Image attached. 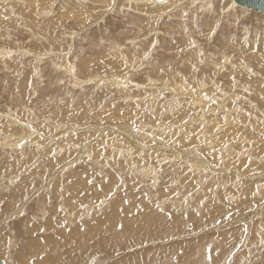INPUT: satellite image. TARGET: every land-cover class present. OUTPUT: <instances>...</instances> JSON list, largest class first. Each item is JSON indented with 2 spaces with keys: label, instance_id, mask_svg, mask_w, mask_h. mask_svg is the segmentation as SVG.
Returning <instances> with one entry per match:
<instances>
[{
  "label": "rangeland",
  "instance_id": "rangeland-1",
  "mask_svg": "<svg viewBox=\"0 0 264 264\" xmlns=\"http://www.w3.org/2000/svg\"><path fill=\"white\" fill-rule=\"evenodd\" d=\"M41 1L0 0V176L5 175V179L3 177V181L0 180V259L7 261V264H29L30 261H33L34 264H45L49 256L52 264L54 262V264H62L67 258H74L76 254L75 258L81 257L76 259L73 264H123L126 258V261L128 259L131 261V258L136 259V263L142 262L144 258L147 260L155 258L156 264L158 261H161L160 264H165L166 261L169 264H189L190 262L195 263L197 260L195 257H199L203 264H209L205 258L209 255L206 250L208 246H211L212 251L216 250L217 243L222 244V247L217 249L215 259L212 256L211 264H264V244H261V240H264V188L253 195L259 183L264 185V122H262L264 121V13L246 10V8L238 6L236 2L231 7L229 3L231 0H215L214 5L217 7L206 5L205 0H174V2H178L172 9L171 7H158L149 4L140 5V3H135L136 0H115V4H112L111 0H95L94 2L93 0H73L78 2L75 8L77 6V14L80 17L76 14L65 20L64 17L59 19L58 16L63 9L67 8V11H71V6L74 5L69 4L68 0L66 3L62 0H43L50 2L51 6L42 4ZM59 4L65 7L62 6V9ZM157 5L160 4L157 3ZM90 7H95V10ZM169 9L171 10L169 11ZM32 10H35L36 13ZM41 10H44L45 13ZM34 17L44 20L38 21V24L34 25ZM57 17L60 25L54 24L56 21L52 20ZM42 22L45 24L43 23V25ZM55 25L60 29H57ZM213 26L217 27L214 35L210 33V28ZM52 27L54 30L51 29ZM56 31L65 32V41L56 37ZM47 34L50 38L58 39H54V43L49 39L48 44L47 42H44L45 44L38 43L39 40L45 41L46 39L41 36H48ZM36 39H39L38 42ZM190 41L195 42L194 47ZM51 43L54 44L52 47H59V49L56 48L53 52L48 46ZM39 44L44 46L40 47ZM65 44L71 48L69 53L68 51L64 52V49H67ZM32 48L36 53L33 51L27 53V50L30 51ZM76 49L79 51L77 52ZM37 54H41V59H38ZM63 55H67L68 58L73 57L72 64L76 69H74V74L77 81L81 78L82 82L75 83L76 79L72 78L74 75L71 76L72 73L60 65ZM242 65L243 68H241ZM27 68H32V70H27ZM94 74L98 81L93 77ZM97 75L98 77L105 75V79L113 78V76L118 77L114 78L119 79L118 82L128 80V85L116 83L113 79L111 83V80H99ZM233 76L235 77V88L232 87L233 81L230 78ZM86 77L88 80H84ZM89 77H93L95 81ZM238 82H241L240 85ZM24 83L27 84L26 88ZM193 88L196 91H192ZM245 89L248 92L252 90L253 93H248ZM143 91L146 92L142 93ZM225 93L228 96H225ZM205 94H207V100ZM221 94L223 95L221 96ZM143 95L147 98H143ZM193 97L195 98L193 99ZM130 98H133L132 101ZM192 99L195 101L193 102ZM224 99L225 103H223ZM202 100L204 103L201 104ZM210 100L216 101L215 106ZM226 100L231 103H226ZM224 104L227 105L224 106ZM239 104L240 106H238ZM233 105L237 108L234 106L233 109ZM176 106L179 108L175 109ZM231 106L234 112L230 111L232 110ZM172 107L173 109H171ZM166 108L171 112L167 113ZM180 110L183 112H179ZM174 115L182 118L177 119ZM203 115L210 116L208 119L212 120L211 126L207 129L204 127L203 130H194L196 135L199 134L196 136L192 134L193 128L184 125L182 120L188 119L187 124L192 121L199 123L197 119ZM11 116L16 121V125L26 127L25 130L28 131V133L15 134L20 143L12 145V147L7 145L8 139L4 136L5 133L12 132ZM233 116H236L237 119ZM158 119L159 121H157ZM133 122L140 131L144 126L150 127L149 130L145 128L144 132H141L147 135L150 131L151 136L148 134L149 136L146 137L154 138L156 136L157 141L153 140L155 142L152 141V144L151 140L148 141L146 138L147 141L141 142L142 140L138 136L141 135V132L136 133L133 130ZM170 123L173 125L170 126ZM176 123L178 124L176 125ZM179 123H183L182 127ZM233 124L242 126H238L239 130H237L232 126ZM163 125L167 126V130H169L167 131ZM217 126L220 127V131L227 130L229 127L234 128L233 131H238L239 136L236 135V141L232 140L234 139L232 137L229 138L230 143L223 142V138L219 137L218 133L213 136L212 132ZM196 127H198L197 123ZM151 129L156 134L152 133ZM29 130L37 133L38 136H33ZM35 130L37 131L35 132ZM173 130H176V134L182 130L178 134L180 138L176 144L169 143L176 139ZM161 131L163 132L159 133ZM171 131L173 139L168 135ZM90 132L94 134L90 136ZM201 133L206 135L210 133L208 148L203 150L200 148L203 145L199 143ZM24 135H27L28 138L22 141ZM161 135L166 137V140L161 141L159 139ZM248 138L251 140H247ZM38 139L40 140L38 141ZM193 140L194 142H192ZM197 140L198 142H196ZM40 141L43 142L40 143ZM158 142H161L163 146L157 147L162 145ZM57 144L60 146L58 147ZM241 144L243 147L240 146ZM181 146L184 150H180ZM112 147L118 149L119 152H115L116 150H113ZM144 147H148V149L146 148V150ZM213 147L216 151H213ZM217 147L218 149L220 147V151ZM165 148L166 151L161 150ZM190 148H194L192 153L188 152L191 151ZM52 150H55L57 155L52 156ZM91 150L92 152H90ZM153 150L154 152H152ZM185 150L187 151L183 152ZM58 151L61 152L57 153ZM181 151L186 155L188 152L191 156L189 154V156H185ZM223 151L225 152L223 153ZM62 152L66 157L61 160L59 157L63 156ZM194 152L196 155L193 154ZM232 152L234 153L232 154ZM67 153L68 155H66ZM109 154L111 155L108 156ZM101 156L105 162H99ZM194 156H196V160ZM248 156L251 157V163L247 161ZM89 157L92 160H89ZM229 157L232 160H229ZM72 159H77L72 168L60 167L61 164L72 161ZM144 159L146 160L144 161ZM127 160L136 162L138 169L136 171L131 169L128 172L129 164L126 163L129 161ZM164 160L168 163H165ZM221 161L223 162L221 163ZM245 163H247V167H245ZM143 167L146 171V168H149L152 173L142 174L146 173L142 170ZM192 168L194 169L190 170ZM75 169L81 178L72 177L71 171ZM26 170H29L28 175ZM63 170L65 172L62 177L70 188L68 191L77 183L76 180H81L93 187L94 195L84 192L78 194L79 198L97 197L96 207L98 209L93 207L92 211H94H91V214L90 212L88 214L87 211L82 212V216L77 217L79 221L72 216L70 222L68 217H65L68 205L75 202L70 198L71 193L67 196V202L65 200H61L62 204L58 202L60 198L64 197L59 195L63 188L61 185L63 181L61 183L56 181L57 173L60 174ZM176 170L181 171L176 173ZM194 172H197V175L192 177L191 174ZM42 173L43 177L40 176ZM23 174L26 176L20 180ZM12 175L18 176L14 180L15 185L11 183L10 178L14 179ZM153 180L156 181V184L152 183ZM88 181L91 183L89 184ZM119 185L120 187H118ZM184 185L186 186L184 187ZM48 187L51 191L47 189ZM47 191H50V198L46 194ZM65 191L67 192L66 189L63 190L64 193ZM189 192L192 195L189 196ZM181 194L184 196L183 199H181ZM201 200L204 201L203 206L200 204ZM196 202H198L197 205ZM63 208L67 210L64 211ZM160 208H163L164 211H161ZM227 208L233 212L231 220L222 219V213L226 214L225 209ZM42 211H44L43 216ZM197 212L200 213L199 216L196 215ZM85 213H87V217ZM168 213H171L170 219ZM185 213H187L188 219L190 218L189 220L185 219ZM152 217L158 220L164 219V222L160 223V225H165H163V229L146 226L144 230L147 232L141 233L143 238L137 239L136 231L141 230L139 224L152 225ZM137 218H140V221L134 222L131 227L133 232L130 233L137 243L135 240H131L129 243L127 242L130 246L126 242L122 246L119 242L117 246H114L113 242V246H111L102 241L105 237L110 238L112 233L123 232L126 223H131L132 220L136 221ZM217 219H221L222 222L216 224ZM29 224L30 227H28ZM44 225L49 227L50 231L46 227L39 233V228ZM244 225H250L246 234L243 231ZM30 228L34 230H30ZM157 229L162 231L159 235L161 238L158 236L159 239L157 237L146 238L154 236ZM26 230L31 233L32 237H29ZM149 233L151 234L149 235ZM197 238L198 240L195 242L194 239ZM79 241L85 244L76 251H71ZM202 244H204L203 249L201 248ZM91 246L92 248H90ZM109 247L112 248L109 249ZM196 248H199L198 251ZM212 251L210 255H212ZM232 253L235 255L233 256ZM186 257L189 258V262L185 261ZM123 258L125 259L123 260Z\"/></svg>",
  "mask_w": 264,
  "mask_h": 264
},
{
  "label": "bare ground",
  "instance_id": "bare-ground-1",
  "mask_svg": "<svg viewBox=\"0 0 264 264\" xmlns=\"http://www.w3.org/2000/svg\"><path fill=\"white\" fill-rule=\"evenodd\" d=\"M38 1H39V0H38ZM42 1H43V0H42ZM42 1H41L42 4H46V5L51 6V3H50V2H47V1H43V2H42ZM62 1H64V2L66 3L67 0H62ZM94 1H95V0H93V2H94ZM97 1H98V0H97ZM128 1H129V0H128ZM133 1H135V0H133ZM199 1H200V0H199ZM205 1H206V2H205L206 5H212L213 7L216 6V5H214V1H215V0H205ZM233 1H234V0H231V1L229 2V3L231 4V5H230L231 7H232L233 5H235V4H234L235 1H234V2H233ZM31 2H32V1H31ZM177 2H178V1H177ZM177 2H174V0H168V3L165 4V5H157V3H152L151 0H136V1H135V3H140V5H141V4H149V5H151V6H158V7H167V8H168V7H171V9H172L173 7L176 6ZM65 3H64V4H65ZM68 3L74 5V6H71V11H70V12L66 10L67 8H66V9H63V7H65L64 5H60V4H59L61 7L63 6V7H62L63 11H62L61 13L59 12V16H58L59 19L64 17L65 20H66V19L69 18V17L72 18L71 16L76 15V14L78 13V12H77V9H76L77 6H76V8H75V5H77L78 2H77V1H73V0H68ZM29 4H30V3H29ZM42 4H41V5H42ZM52 4H53V3H52ZM54 4H55V3H54ZM57 4H58V3H57ZM61 4H62V3H61ZM80 4H81V2H80ZM85 4H86V3H85ZM89 4H90V3H89ZM96 4H97V3H96ZM92 5H93V4H92ZM94 5H95V4H94ZM237 5H238V4H237ZM32 6H33V4H32ZM67 6H68V5H67ZM238 6H239V5H238ZM44 7H45V6H44ZM111 7H112V6H111ZM216 7H217V6H216ZM30 8H31V6H30ZM34 8H35V7H34ZM40 8H41V7H40ZM90 8H92V7H90ZM94 8H95V7H93L92 9H94ZM243 8H245V7H243ZM31 9H32V8H31ZM97 9H98V8H97ZM247 9H249V8H246V10H247ZM26 10H27V9H26ZM26 10H25V11H26ZM35 10H36V9H35ZM35 10H34V11L32 10V11L35 12ZM68 10H69V8H68ZM83 10H84V9H83ZM94 10H95V9H94ZM224 10H225V9H224ZM250 10H252V9H250ZM41 11L43 12L44 10H41ZM37 12H39V11H37ZM48 12H49V11H48ZM55 12H56V11H55ZM57 12H58V11H57ZM73 12H75V13H73ZM80 12H81V11H80ZM256 12H257V11H256ZM31 13H32V12H31ZM35 13H36V12H35ZM40 13H41V12H40ZM43 13H45V12H43ZM43 13H42V14H43ZM259 13H262V12H259ZM79 14H80V13H79ZM85 14H87V13H85ZM60 15H61V16H60ZM77 15H78V14H77ZM78 16H79V15H78ZM81 16H83V15H81ZM58 17H57V19H52V20L56 21L54 24H56V23L59 24L60 21L58 20ZM79 17H80V16H79ZM79 17H78V18H79ZM85 17H86V16H85ZM85 17H83V18H85ZM53 18H54V17H53ZM83 18H82V20H83ZM76 19H77V18H76ZM79 19H81V18H79ZM43 20H44V19H38V17H34V25H35V24H38V21L41 22V21H43ZM46 20H47V19H46ZM46 20H45V22H46ZM52 20H50V21H52ZM62 20H63V19H62ZM57 21H58V22H57ZM70 21H71V19H70ZM72 21H73V20H72ZM79 21H80V20H79ZM84 22H85V21H84ZM43 23H44V22H42V24H43ZM61 23H62V22H61ZM65 23H66V21H65ZM44 24H45V23H44ZM44 24H43V25H44ZM47 24H48V23H47ZM63 24H64V23H63ZM59 25H60V24H59ZM48 26H49V25H48ZM55 27H56V25H55ZM57 27H58V26H57ZM57 27H56V28H57ZM56 28H55V29H56ZM51 29H53V27H52ZM57 29H60V28H57ZM44 30H45V29H44ZM44 30H43V31H44ZM53 30H54V29H53ZM46 31H47V30H46ZM50 32H51V31H50ZM52 32H53V31H52ZM56 32L58 33V34L56 33V37H58L59 39H60V38L63 39V40H61V41H65V40H64V39H65V32H63V31H62V32H58V31H56ZM48 34H49V32H48ZM48 34H47V35H48ZM53 34H55V33H53ZM41 37H42V38L44 37V39H46V40L44 41V40L36 39V42H38V40H39L38 43H44V42H47L48 39H49V40H53V43H54V39H58V38H50L49 35H48V36L45 35V36H41ZM46 37H47V38H46ZM67 38H68V37H67ZM66 40H67V39H66ZM72 40H74V39H72ZM76 40H77V39H76ZM74 41H75V40H74ZM74 41H73V43H74ZM34 42H35V41H34ZM50 42H52V41H50ZM94 42H96V41H94ZM53 43H51V44L48 45L49 48H51L52 51L55 50L56 48L59 49V47H52V46L54 45ZM57 43H58V42H57ZM57 43H56V44H57ZM63 43H66V42H63ZM96 43H97V42H96ZM96 43H95V44H96ZM35 44H36V43H35ZM44 44H45V43H44ZM47 44H48V42H47ZM67 44L69 45V41H68ZM90 44H91V43H90ZM33 45H34V44H33ZM42 45H43V44H42ZM42 45L39 44L38 46L41 47ZM61 45H62V43H61ZM65 45H66V44H65ZM68 45L65 46V47H67V49H64V52L68 51V53H69V51H70L71 48H70ZM91 45H92V44H91ZM35 46H36V45H35ZM43 46H44V45H43ZM116 46H117V45H116ZM61 47H62V46H61ZM78 48H79V47H78ZM4 49H5V48H4ZM39 49H40V48H39ZM51 49H50V51H51ZM108 49H109V48H108ZM121 49H122V48H121ZM2 50H3V49H2ZM10 50H11V49H10ZM10 50H9V51H10ZM117 50H118V49H117ZM6 51H7V50H6ZM9 51H8V52H9ZM31 51H33V53H34V52L36 53V51H34L33 48H32L30 51L27 50V53H31ZM45 51H46V50H45ZM76 51H77V49H76ZM78 51H79V49H78ZM78 51H77V52H78ZM91 51H92V50H91ZM108 51H109V50H108ZM110 51H111V50H110ZM113 51H114V50H113ZM8 52H7V53H8ZM39 52L41 53V51H39ZM46 52H47V51H46ZM53 52H54V51H53ZM53 52H48V53H53ZM60 52H63V51H60ZM43 53H44V51H43ZM48 53H47V54H48ZM44 54H45V53H44ZM65 54H66V53H65ZM70 54H71V53H70ZM0 55H1V54H0ZM32 55H34V54H32ZM48 55H49V54H48ZM36 56L38 57V59H39V58L41 59V57H42L41 54H37ZM60 56H61V55H60ZM47 58H48V57H47ZM49 58H50V57H49ZM61 58H62V62H61L60 65L64 66L65 69H67L69 72H71V73H72V74L70 73L71 76L74 75V77L72 76V78H73V79H74V78L76 79V75L74 74L75 66L72 64V58H73V57H72V58H70V57L68 58L67 55H63ZM51 59H52V58H51ZM56 59H57V58H56ZM56 59H53V60H56ZM33 60H35V59H33ZM36 60H37V58H36ZM53 60H52V61H53ZM38 61H39V60H38ZM60 61H61V60H60ZM60 61H58V62L60 63ZM56 64L58 65V63H56ZM56 64H55V66H56ZM60 65H59V66H60ZM35 66H36V65H35ZM62 66L60 67L61 69H62ZM216 66H218V65H216ZM57 67H58V66H57ZM244 67H246V65H244ZM241 68H243V65L241 66ZM58 69H59V68H58ZM63 69H64V68H63ZM27 70H32V68H30V69L27 68ZM49 70H50V69H49ZM67 70H66V71H67ZM75 70H76V69H75ZM135 70H136V69H135ZM62 71H63V70H62ZM54 72H55V71H54ZM75 72H76V71H75ZM67 73H68V72H67ZM251 73H253V72H251ZM63 74H64V73H63ZM65 74H66V73H65ZM114 74H115V73H114ZM114 74H113V75H114ZM66 75H67V74H66ZM98 75H99V74H98ZM98 75H97V78H99V80H108V81L111 80L110 83L112 82V79H113L114 82L119 83V84H123V85H124V84H127V83H128V82H127L128 80H126V81H124V80L121 81V80H120V81L118 82L119 79H118V80H117V79H114V78H118V77H114L115 75L113 76V78H112V77H111V78L108 77V78H106V79H105V75H106V74L104 75V77H102V76L98 77ZM108 75H110V74H108ZM117 75H118V74H117ZM90 76H91V75H90ZM231 76H232V75H231ZM68 77H69V76H68ZM93 77L96 79L95 74L93 75ZM93 77H92V78L89 77V78L92 79L93 81H95V79H94ZM66 78H67V77H66ZM128 78H129V77H128ZM230 78H231V77H230ZM73 79H72V80H73ZM90 79H89V81H90ZM82 80H83V79H81V78H79L78 81H77V79H76L77 82H75V83H78V82L80 83V82H82ZM84 80H88V78L86 77V78H84ZM96 80H97V79H96ZM182 80H183V79H182ZM184 80H185V79H184ZM97 81H98V80H97ZM195 81H196V80H195ZM214 81H215V80H214ZM174 82H175V81H174ZM176 82H177V81H176ZM236 82H237V81H236ZM84 83H85V82H84ZM86 83H87V82H86ZM116 83H115V84H116ZM154 83H155V82H154ZM166 83H167V82H166ZM194 83H195V82H194ZM209 83H210V82H209ZM214 83H215V82H214ZM238 83H239V85H240L241 82H238ZM24 84H25V83H24ZM107 84H108V83H107ZM129 84H130V83H129ZM18 85H20V84H18ZM116 85H117V84H116ZM116 85H115V86H116ZM127 85H128V84H127ZM140 85H141V84H140ZM211 85H212V84H211ZM214 85H215V84H214ZM135 86H136V85H135ZM215 86H216V85H215ZM262 86H263V85H262ZM26 87H27V84H25V88H26ZM125 87H127V86H125ZM137 87H138V86H137ZM170 87H171V86H170ZM213 87H214V86H213ZM116 88H117V87H116ZM160 88H161V87H160ZM216 88H217V87H216ZM36 89H37V88H36ZM183 89H184V88H183ZM237 89H238V87H237ZM260 89H261V88H260ZM130 90H131V89H130ZM142 90H143V89H142ZM150 90H151V89H150ZM156 90H158V88H156ZM156 90H155V91H156ZM160 90H162V89H160ZM174 90H175V89H174ZM186 90H187V89H186ZM186 90H185V91H186ZM207 90H209V89H207ZM220 90H221V89H220ZM222 90H223V89H222ZM241 90H242V86H241ZM36 91H37V90H36ZM147 91H148V90H147ZM151 91H152V90H151ZM167 91H168V90H167ZM185 91H184V93H186ZM189 91H190V90H189ZM195 91H196V90H195ZM204 91H205V90H204ZM255 91H256V90H255ZM145 92H146V91H145ZM145 92L143 91L142 93H145ZM149 92H150V91H149ZM180 92H181V91H180ZM187 92H188V91H187ZM191 92H192V91H191ZM207 92H208V91H207ZM217 92H218V91H217ZM223 92H224V91H223ZM225 92H226V91H225ZM247 92H248V91H247ZM251 92L253 93L252 90H251ZM251 92H248V93H251ZM150 93H151V92H150ZM150 93H149V94H150ZM161 93H162V92H161ZM178 93H179V92H178ZM231 93H232V92H231ZM255 93H256V92H255ZM146 94H147V93H146ZM149 94H148V95H149ZM158 94H159V91H158ZM202 94H203V93H202ZM156 95H157V94H156ZM222 95H223V94H221V96H222ZM141 96H142V95H141ZM151 96H153V95H151ZM161 96H162V94H161ZM190 96H191V95H190ZM194 96H195V95H194ZM197 96H198V94H197ZM202 96H203V95H202ZM202 96H200V97L202 98ZM225 96H228V95H226V93H225ZM235 96H239V95H235ZM235 96H234V97H235ZM242 96H243V95H242ZM251 96H252V95H251ZM260 96H261V95H260ZM210 97H211V96H210ZM214 97H215V96H214ZM214 97H213V98H214ZM223 97H224V96H223ZM244 97H245V96H244ZM244 97H243V98H244ZM143 98L146 99L147 97H144V95H143ZM143 98H142V99H143ZM153 98H154V97H153ZM194 98H195V97H193V99H194ZM229 98H231V97H229ZM131 99H133V98H130V100H131ZM142 99H141V100H142ZM193 99H192V101H193ZM198 99H199V97H198ZM211 99H212V98H211ZM222 99H223V98H222ZM225 99H226V98H225ZM225 99H224V102H223V100H222L223 103H225ZM141 100H140V101H141ZM199 100H200V99H199ZM206 100H207V99H206ZM214 100H215V99H214ZM220 100H221V99H220ZM230 100H231V99H230ZM233 100H234V99H233ZM244 100H245V99H244ZM131 101H132V100H131ZM194 101H195V100H194ZM194 101H193V102H194ZM208 101H209V100H208ZM210 101L212 102L213 100H210ZM226 101H227V100H226ZM231 101H232V100H231ZM177 102H178V101H177ZM198 102H200V101H198ZM206 102H207V101H206ZM211 102L209 103L210 105H211ZM243 102H244V101H243ZM251 102H252V101H251ZM180 103H181V102H180ZM191 103H192V102H191ZM202 103H204L203 100L201 101V104H202ZM219 103L221 104L220 101H219ZM226 103H231V102H229V100H228ZM41 104H42V103H41ZM67 104H69V103H67ZM193 104H194V103H193ZM250 104H251V103H250ZM195 105H196V104H195ZM204 105H205V104H204ZM216 105H217V104H216ZM218 105H219V104H218ZM222 105H223V104H222ZM226 105H227V104H224V106H226ZM67 106H68V105H67ZM202 106H203V105H202ZM214 106H215V103H214ZM219 106H221V105H219ZM234 106H235V105H233V109H234ZM238 106H240V104H239ZM26 107H27V106H26ZM165 107H166V106H165ZM177 107H178V106H176L175 109H177ZM197 107H198V106H197ZM235 107H236V106H235ZM256 107H257V105H256ZM68 108H69V107H68ZM160 108H161V107H160ZM160 108H159V109H160ZM168 108H169V107H168ZM178 108H179V107H178ZM202 108H204V107H202ZM205 108H206V107H205ZM205 108H204V109H205ZM218 108H219V107H218ZM220 108H221V107H220ZM224 108H227V107H224ZM236 108H237V107H236ZM258 108H259V107H258ZM161 109H162V108H161ZM161 109H160V110H161ZM166 109H167V108H166ZM171 109H173V107H172ZM185 109H186V108H185ZM229 109H230V108H229ZM231 109H232V106H231ZM233 109L230 110V111H231V112H234ZM241 109H242V108H241ZM30 110H31V109H30ZM167 110H168V109H167ZM217 110H218V109H217ZM222 110H223V109H222ZM222 110L220 111L221 113H222ZM225 110H227V109H225ZM235 110H236V109H235ZM242 110H243V109H242ZM17 111H18V110H17ZM26 111H27V110H26ZM31 111H32V110H31ZM169 111L171 112V110L169 109V110L167 111V113H168ZM244 111H245V110H244ZM244 111H243V112H244ZM259 111H260V110H258V112H259ZM27 112H28V111H27ZM159 112H160V111H159ZM159 112H158V113H159ZM162 112H163V111H162ZM170 112H169V113H170ZM179 112H183V110H180ZM214 112H215V111H214ZM218 112H219V111H218ZM235 112H236V111H235ZM258 112L256 111V113H258ZM14 113H15V112H14ZM31 113H32V112H31ZM33 113H34V112H33ZM36 113H37V112H36ZM136 113H138V112H136ZM184 113L186 114V110H185ZM223 113H225V112H223ZM236 113H237V112H236ZM239 113H240V112H239ZM241 113H242V111H241ZM245 113H248V112H245ZM259 113H260V112H259ZM163 114H164V113H163ZM163 114H161V115H163ZM172 114H174V113L172 112ZM226 114H227V112H226ZM253 114H254V113H253ZM159 115H160V114H159ZM168 115H169V114H168ZM177 115H178V113H177ZM198 115H199V114H198ZM204 115H205V114H204ZM204 115H203V116H200L199 119H197V120H199V123H198V122H194V121H192L191 123H188L189 125H188L187 123H186V124L184 123V125H187V127L189 126L190 128H193V129H192V130H193V133H192V134H195V135H196V133L194 132V130L200 129V124H203L204 127H205L206 129L209 128V126H211L210 124H211V121H212V120H211V118L208 119L210 116L207 115V116L205 117ZM210 115H211V114H210ZM216 115H218V114H216ZM241 115H243V114H241ZM241 115H240V116H241ZM263 115H264V114H263ZM164 116H166V115H164ZM182 116H183V114H182ZM225 116H226V115H225ZM136 117H137V115H136ZM136 117H135V118H136ZM166 117H167V116H166ZM169 117L171 118V116H169ZM174 117H176L177 119L182 118L181 116L178 117V116H176V115H174ZM174 117H173V118H174ZM211 117H212V116H211ZM221 117H224V116H221ZM233 117H234V116H233ZM250 117H251V116H250ZM7 118H8V117H7ZM135 118H134V119H135ZM138 118H139V116H138ZM170 118H169V119H170ZM176 118H175V119H176ZM234 118H236V116H235ZM28 119H29V118H28ZM177 119H176V120H177ZM236 119H237V118H236ZM236 119H235V120H236ZM256 119H257V118H256ZM261 119H263V118L261 117ZM173 120H174V119H173ZM224 120H225V118H224ZM230 120H231V119H230ZM4 121H5V120H4ZM10 121H12V122H10V123H11L10 126H11V128H12V132H10V133H5L4 136H6V138L8 139V140H7V142H8L7 145H11V147H12V145H16V144L20 143V142L18 141V139H17V137H16L15 134H19L20 132H27V133H28V131L25 130L26 127H21V126L16 125V121L12 118V116H11V118H10ZM27 121H28V120H27ZM157 121H159V119H158ZM168 121H170V120H168ZM177 121L179 122V120H177ZM180 121H181V119H180ZM183 121H185V120H182V122H183ZM187 121H188V119H187ZM190 121H191V120H190ZM225 121H226V120H225ZM243 121H245V120H243ZM260 121H261V120H260ZM8 122H9V120H8ZM30 122H32V121H30ZM161 122H162V120H161ZM172 122H173V121H172ZM172 122H171V123H172ZM188 122H189V121H188ZM213 122H214V121H213ZM234 122H235V121H234ZM239 122H240V121H239ZM254 122H255V121H254ZM262 122H264V121H262ZM18 123H19V121H18ZM158 123H159V122H158ZM164 123H166V122H164ZM167 123H168V122H167ZM171 123H170V124H171ZM174 123H175V121H174ZM196 123L198 124V127H196ZM255 123H256V122H255ZM255 123H254V124H255ZM257 123H258V122H257ZM22 124H23V123H22ZM162 124H163V123H162ZM170 124H169V125H170ZM177 124H178V123H176V125H177ZM179 124H180V123H179ZM182 124H183V123H182ZM182 124H180L181 127H182ZM226 124H227V123H226ZM28 125H29V124H28ZM28 125H27V126H28ZM164 125H165V124H164ZM164 125H163V126H164ZM172 125H173V124H171L170 126H172ZM174 125H175V124H174ZM259 125H260V124H259ZM10 126H9V127H10ZM62 126H63V125H62ZM62 126H61V127H62ZM120 126H123V125H120ZM143 126H144V125H143ZM157 126H158V125H157ZM170 126H168V127H170ZM224 126H225V125H224ZM224 126H223V127H224ZM232 126L235 127V128H237V130H239V129H238V126L241 127L242 125H241V124H233ZM249 126H250V125H249ZM253 126H254V125H253ZM160 127H162V126L160 125ZM164 127H165V126H164ZM166 127H167V126H166ZM166 127H165V128H166ZM181 127H180V128H181ZM62 128H63V127H62ZM66 128H67V127H66ZM100 128H101V127H100ZM125 128H126V127H125ZM141 128H142V127H141ZM145 128H146V127L144 126L143 129H145ZM147 128H148V127H147ZM147 128H146V130H147ZM149 128H150V127H149ZM149 128H148V130H149ZM152 128H154V127H152ZM173 128H174V126H173ZM190 128H189V129H190ZM219 128H220V127H219ZM248 128H249V127H248ZM250 128H251V127H250ZM64 129H65V128H64ZM96 129H97V128H96ZM96 129H95V130H96ZM143 129H141V131H143ZM160 129H161V128H160ZM174 129H175V128H174ZM177 129L179 130V128H177ZM181 129H182V128H181ZM184 129H185V128H184ZM184 129H183V130H184ZM187 129H188V128H187ZM189 129H188V130H189ZM212 129H213V128H212ZM214 129H215V128H214ZM233 129H234V128H232V127L230 128V127H229V128H227V130L220 131L218 134H217V133H216V134H217L219 137L223 138V139H222L223 142L225 141V142H229V143H230L229 138H232V137H233L234 139H232V140H234V141H236L235 138L237 139L236 135L238 134V131H237V132H236V131H233ZM242 129H244V128H242ZM242 129H241V130H242ZM53 130H54V129H53ZM151 130H152V133H153V132H154L153 129H151ZM155 130H157V129H155ZM158 130H159V129H158ZM164 130H165V129H164ZM166 130H167V128H166ZM168 130H169V129H168ZM168 130H167V131H168ZM170 130H171V129H170ZM241 130H240V132H241ZM36 131H37V130H35V132H36ZM58 131H59V130H58ZM74 131H75V130H74ZM80 131H81V130H80ZM141 131H140V132H141ZM173 131H174V130H173ZM199 131H200V130H199ZM249 131H250V129H249ZM249 131H248V132H249ZM29 132H32V130H29ZM66 132H67V131H66ZM92 132H93V131H92ZM92 132L89 133V135L91 134L90 136H92V135L94 134V133H92ZM143 132H144V131H143ZM148 132L150 133V131H148ZM162 132H163V131H161V132H159V133H162ZM175 132H176V130L174 131V133H175ZM179 132H182V130L179 131ZM179 132H178L177 134H179ZM206 132H207V130H206ZM240 132H239V133H240ZM27 133H26V134H27ZM53 133H54V132H53ZM86 133H87V132H86ZM126 133H127V131H126ZM128 133H133V132H128ZM136 133H137V132H136ZM149 133H147V135H148ZM154 133L156 134V132H154ZM171 133H172V131L169 132L168 135H169V137H172L171 139H173V135H172ZM174 133H173V134H174ZM199 133H200V132H199ZM202 133H203V131H202ZM202 133H201V134H202ZM207 133H208V132H207ZM241 133H242V132H241ZM251 133H252V132H251ZM31 134H33V136H38L37 133H33V132H32ZM77 134H78V132H77ZM134 134H135V133H134ZM138 134H139V133H138ZM155 134H154V135H155ZM175 134H176V133H175ZM181 134H182V133H181ZM185 134H187V133H185ZM192 134H191V135H192ZM212 134H213V132H212ZM253 134H254V133H253ZM58 135H59V134H58ZM86 135H87V134H86ZM126 135H127V134H126ZM130 135H131V134H130ZM132 135H133V134H132ZM147 135L143 134L142 132H141V135H138V136H140V139L142 140L141 142H143V141H145V140L147 141V139H148V141L151 140L150 142L152 143L153 140H156V138H155L156 136H155L154 138H150V137L147 138V137H146ZM154 135H153V136H154ZM164 135H165V134H164ZM166 135H167V134H166ZM168 135H167V137H168ZM187 135H188V134H187ZM191 135H190V136H191ZM209 135H210V133H209ZM209 135H206V134H202V135H200L199 143H200V145H203V146L200 147L201 150L208 148V147H207V146H208L207 143L209 142V141H208V137H209ZM29 136H30V135H29ZM98 136H100V135H98ZM124 136H125V135H124ZM127 136H128V135H127ZM148 136H149V135H148ZM150 136H151V135H150ZM180 136H181V135H180ZM184 136H185V135H184ZM196 136H199V134H197ZM213 136H215V135H213ZM237 136H239V134H238ZM31 137H32V136H31ZM31 137H30V138H31ZM104 137H105V135H104ZM169 137H168V138H169ZM175 137H176V136H175ZM210 137H212V136H210ZM240 137H241V136H240ZM246 137H247V136H246ZM248 137L250 138L249 135H248ZM26 138H28L27 135L22 136V141H23L24 139H26ZM130 138L132 139V137H130ZM134 138H135V137H134ZM146 138H147V139H146ZM157 138H158V135H157ZM179 138H180V137H179ZM192 138H194V137H192ZM242 138H243V137H242ZM249 138H248L247 140H251V139H249ZM35 139H37V138H35ZM35 139H33V140H35ZM103 139H104V138H103ZM116 139H117V138H116ZM127 139H129V138L127 137ZM140 139H139V140H140ZM164 139L166 140V137H164ZM184 139H185V138H184ZM186 139H188V138L186 137ZM186 139H185V140H186ZM189 139H191V138H189ZM195 139H196V138H195ZM210 139H211V138H210ZM210 139H209V140H210ZM215 139H217V138H215ZM27 140H28V139H27ZM39 140H40V139H38V141H39ZM49 140H50V139H49ZM100 140H101V139H100ZM211 140H212V139H211ZM25 141H26V140H25ZM38 141H37V143H39ZM59 141H60V140H59ZM96 141H97V140H96ZM101 141H102V140H101ZM101 141H100V142H101ZM103 141H105V140H103ZM116 141H117V140H116ZM136 141H137V142H140V141H138V140H136ZM156 141H157V140H156ZM190 141H191V140H190ZM234 141H233V143H234ZM7 142H6V143H7ZM35 142H36V141H35ZM41 142H43V141H40V143H41ZM50 142H51V141H50ZM114 142H115V141H114ZM141 142H140V143H141ZM187 142H189V141L187 140ZM192 142H194V140H193ZM196 142H198V140H197ZM215 142H217V141H215ZM231 142H232V141H231ZM237 142H238V141H237ZM251 142H252V141H251ZM255 142H256V141H255ZM255 142H254V143H255ZM22 143H23V142H22ZM51 143L53 144V142H51ZM92 143H93V142H92ZM102 143H103V142H102ZM106 143H107V142H106ZM158 143H159V142H158ZM160 143H161V142H160ZM160 143H159V144H160ZM185 143H186V142H185ZM189 143H190V142H189ZM229 143H228V144H229ZM249 143H250V142H249ZM110 144H112V143H110ZM143 144H144V143H143ZM152 144H153V143H152ZM161 144H162V143H161ZM171 144H172V143H171ZM175 144H176V143H175ZM180 144H182V142H180ZM180 144H179V145H180ZM192 144H194V143H192ZM197 144H198V143H196V145H197ZM215 144H216V143H215ZM217 144H218V143H217ZM238 144H239V143H238ZM57 145H58V144H57ZM75 145H76V143H75ZM99 145H100V144H99ZM118 145H119V144H118ZM120 145H121V144H120ZM148 145H149V144H148ZM165 145H166V144H165ZM189 145H190V144H189ZM229 145H230V144H229ZM234 145H235V144H234ZM234 145H233V146H234ZM252 145H253V144H252ZM36 146H37V145H36ZM41 146H42V144H41ZM59 146H60V145H58V147H59ZM77 146H78V145H77ZM141 146H142V145H141ZM144 146H146V144H144ZM156 146H157V145H156ZM159 146L162 147L163 144H162V145H158L157 147H159ZM167 146H168V145H167ZM171 146H173V145H171ZM182 146H184V145H182ZM182 146H181V149H180V150H182V149L184 150L185 146H184V148H182ZM197 146H198V145H197ZM235 146H236V145H235ZM240 146L243 147L242 144H241ZM6 147H7V146H6ZM63 147H64V146H63ZM101 147H102V146H101ZM107 147H109V146L107 145ZM110 147H111V145H110ZM136 147H137V146H136ZM148 147H149V146H148ZM148 147H144V148H145V149H146V148L148 149ZM154 147H155V146H154ZM161 147H160V148H161ZM169 147H170V146H169ZM187 147H188V145H187ZM191 147H192V145H191ZM193 147H194V146H193ZM237 147H238V146H237ZM246 147H247V146H246ZM76 148H77V147H76ZM90 148H91V147H90ZM132 148H133V147H132ZM141 148H142V147H141ZM149 148H150V147H149ZM155 148H156V147H155ZM160 148H159V149H160ZM195 148H197V147H195ZM234 148H235V147H234ZM56 149H57V148H56ZM86 149H87V148H86ZM112 149H113V150H116L115 147H112ZM139 149H140V148H139ZM147 149H146V150H147ZM151 149H152V148H151ZM170 149H171V148H170ZM187 149H188V148H187ZM193 149H194V148H193ZM193 149L190 148L191 151H188V152H189V153H190V152L192 153V152L194 151ZM217 149H218V147H217ZM219 149H220V147H219ZM219 149H218V150H219ZM247 149H248V147H247ZM62 150H63V149H62ZM109 150H110V148H109ZM113 150H112V151H113ZM142 150H143V149H142ZM161 150H165V151H166V148H165V149H161ZM161 150H158V151L160 152ZM173 150H174V149H173ZM180 150H179V152H180ZM192 150H193V151H192ZM240 150H241V149H240ZM244 150H246V149H244ZM67 151H68V150H67ZM96 151H97V150H96ZM117 151H118V149H117L115 152H117ZM143 151H145V150H143ZM149 151H151V150H149ZM168 151H169V149H168ZM176 151H177V149H176ZM186 151H187V150H185V151H183V152H186ZM199 151H200V150H199ZM219 151H220V150H219ZM219 151H218V152H219ZM60 152H61V151H60ZM60 152L58 151L57 153H60ZM70 152H71V151H70ZM90 152H92V150H91ZM99 152H100V151H99ZM118 152H119V151H118ZM124 152H125V151H124ZM132 152H133V150H132ZM152 152H154V150H153ZM156 152H157V151H156ZM181 152H182V151H181ZM183 152H182V153H183ZM188 152H187V155L189 154ZM206 152H207V151H206ZM210 152H211V151L209 150V153H210ZM224 152H225V151H223V153H224ZM44 153H45V152H44ZM121 153H122V152H121ZM121 153H120V154H121ZM161 153H162V152H161ZM163 153L166 154V152H163ZM197 153H198V152H197ZM201 153H202V152H201ZM204 153H205V152H204ZM204 153H203V154H204ZM215 153H217V152H215ZM219 153H221V152H219ZM233 153H234V152H232V154H233ZM246 153H247V152H246ZM2 154H3V153H2ZM64 154H65V152H64ZM136 154H137V152H136ZM143 154H144V153H143ZM154 154H155V153H154ZM154 154H153V155H154ZM167 154H168V153H167ZM177 154H178V153H177ZM184 154H185V153H183V155H184ZM193 154L196 155L195 152H194ZM193 154H192V155H193ZM235 154H236V153H235ZM244 154H245V153H244ZM247 154H248V153H247ZM56 155H57V154H56ZM61 155H63V152H62ZM66 155H68V153H67ZM110 155H111V154H109L108 156H110ZM116 155H118V154H116ZM132 155H133V153H132ZM144 155H145V154H144ZM163 155H164V154H163ZM163 155H162V156H163ZM178 155H179V154H178ZM187 155L185 154V156H187ZM189 155H190V154H189ZM189 155H188V156H189ZM220 155H222V154H220ZM63 156H64V157H63ZM63 156H62L63 158H62V157H59V158H61V160H62V159H64V158L66 157L65 155H63ZM97 156H98V155H97ZM149 156H150V155H149ZM190 156H191V155H190ZM209 156H210V155H209ZM212 156H213V155H212ZM78 157H79V156H78ZM94 157H95V156H94ZM98 157H99V156H98ZM159 157H160V156H159ZM173 157H174V156H173ZM175 157H176V156H175ZM182 157H183V156H182ZM195 157H196V156H194V158H195ZM213 157H214V156H213ZM215 157H217V156H215ZM226 157H227V156H226ZM248 157H249V156H248ZM47 158H48V157H47ZM95 158H96V157H95ZM164 158H165V157H164ZM164 158H163V159H164ZM183 158H184V157H183ZM203 158H204V157L202 156V159H203ZM220 158H222V157H220ZM236 158H237V157H236ZM259 158H260V157H259ZM161 159H162V158H161ZM165 159H166V158H165ZM187 159L190 160L189 157H187ZM198 159H199V158H198ZM228 159H229V160H232L231 157H229ZM91 160H92V159H91ZM145 160H146V159H144V161H145ZM175 160H176V159H175ZM180 160H182V159H180ZM195 160H196V158H195ZM204 160H205V159H204ZM245 160H246V159H245ZM263 160H264V158H263ZM0 161H1V160H0ZM76 161H77V159H72V161H68V162H66V163H64V164H61L62 166H60V167H63L64 169H67L68 167L72 168V165H74V163H75ZM102 161H104L103 156H101L100 159H99V162L102 163ZM127 161H129V160H127ZM162 161H163V160H162ZM164 161H165V160H164ZM247 161H248V160H247ZM256 161H257V160H256ZM3 162H4V160H3ZM94 162H95V161H94ZM104 162H105V161H104ZM104 162H103V163H104ZM133 162H134V161L132 160V162L129 161L128 163H126V164H129V167L127 168L128 172H129L131 169L134 170V171H136V170L138 169V168H137L138 166H137L136 162H134V163H133ZM138 162H139V161H138ZM141 162H142V161H141ZM146 162H147V161H146ZM186 162H188V161H186ZM191 162H192V161H191ZM191 162H190V163H191ZM204 162H205V161H204ZM245 162H246V161H245ZM252 162H253V161H252ZM144 163H145V162H144ZM148 163H149V162H148ZM160 163H161V162H160ZM171 163H172V162H171ZM183 163H184V162H183ZM237 163L239 164V162H237ZM51 164H53V163L51 162ZM65 164H68V165H65ZM112 164H113V163H112ZM145 164H146V163H145ZM149 164H150V163H149ZM201 164H202V163H201ZM241 164H242V162H241ZM245 164H247V163H245ZM9 165H10V164H9ZM20 165H21V164H20ZM121 165H122V164H121ZM139 165H140V164H139ZM184 165H185V163H184ZM188 165H189V164H188ZM192 165H194V164H192ZM117 166H118V165H117ZM144 166H145V165H144ZM170 166H171V165H170ZM174 166H175V165H174ZM179 166H180V165H179ZM189 166H191V165H189ZM195 166H196V165H195ZM17 167H18V166H17ZM60 167H59V168H60ZM150 167H151V166H150ZM171 167H172V166H171ZM176 167H177V166H176ZM205 167H206V166H205ZM228 167H229V166H228ZM238 167H239V166H238ZM240 167H241V166H240ZM70 168H69V169H70ZM85 168H86V166H85ZM111 168H112V167H111ZM140 168H141V165H140ZM145 168H146V167H145ZM153 168H154V167H153ZM183 168H184V166H183ZM183 168H182V171H183ZM125 169H126V168H125ZM146 169H147V171L144 170V167H143L142 170L145 171L146 173H142V172H141V173L144 174V175H146V174H148V173H152V172H151L152 170L150 171L149 168H146ZM157 169H158V168H157ZM172 169H174V168H172ZM187 169H188V168H187ZM193 169H194V168H192V169H190V170H193ZM198 169H199V168H198ZM21 170H23V169H21ZM87 170H88V169H87ZM98 170H99V169H98ZM127 170H126V171H127ZM26 171H27V175H28L29 170H26ZM82 171H83V170H82ZM126 171H125V172H126ZM148 171H150V172H148ZM176 171H177V170H176ZM178 171H179V170H178ZM178 171H177L176 173H178ZM180 171H181V170H180ZM180 171H179V172H180ZM196 171H197V170H196ZM198 171H199V170H198ZM198 171H197V172H198ZM205 171H206V170H205ZM243 171H244V170H243ZM20 172H21V171H20ZM58 172H59V171H58ZM64 172H65V171L63 170L60 174L57 173V175H58V176H57V180L55 179L56 181H58V183H61V181H63V182L61 183V185H63V188H62V190H60L59 195H62V197H64V198H60V200H59L58 202H61V200H65V202H67V201H66L67 196H69L68 194L71 193V195H70L71 197H70V198H72L71 200H75V202H74V203L71 202L72 204H69V205H68V207H69V208H67L68 210L63 208L64 211L67 210V211H66L67 214H65V217H68L67 219L71 222V221H72V216H73V218H75V220H76V219L78 220L79 218H77V217H79V215H81L82 212H86V211H87V213L90 212V214H91V211H92L93 207H96V206H97V199H96L97 197L92 198L91 196H89L88 198H87V197H85V198H84V197H83V198H79L78 194H82V193H84V192H85V194H88V195H89V194L94 195L93 187L90 186V185H87L84 181H81V180H79V181L76 180L77 183L74 184V185L71 184V185H73V188H72L70 191H68L70 188H69V186L64 182L65 180H64V178L62 177V174H64ZM79 172H80V171H79ZM86 172H87V171H86ZM100 172H101V171H100ZM110 172H111V171H110ZM110 172H109V173H110ZM197 172L192 173V174H191L192 177H195V176L197 175ZM200 172H201V171H200ZM24 173H26V172L24 171ZM211 173H212V172H211ZM257 173H258V171H257ZM259 173H260V171H259ZM18 174H19V172H18ZM45 174H46V173H45ZM80 174H81V173H80ZM84 174H87V173L84 172ZM84 174L82 173V175H83L82 177H83V178H84ZM114 174H115V173H114ZM127 174H128V173H127ZM184 174H185V173H184ZM263 174H264V173H263ZM52 175H54V174H52ZM52 175H51V176H52ZM71 175H72V177H74V178H76V179L81 178V176L78 174V171H77L76 169L71 171ZM89 175H90V174H89ZM95 175H96V174H95ZM209 175H210V174H209ZM236 175H237V174H236ZM239 175H240V174H239ZM246 175H247V174H246ZM4 176H5V175L0 176V180H1V181H3V177H4ZM12 176H14V179H12L13 177H11L10 179H11V183H12V185H13V184L15 183L14 180H15L18 176H17V175H16V177H15V175H12ZM25 176H26V174H23V176L20 178V180H21L23 177H25ZM40 176L43 177V173H42V175H40ZM108 176H109V175H108ZM147 176H149V175H147ZM151 176H152V175H151ZM171 176H172V174H171ZM253 176H254V175H253ZM259 176H260V175H259ZM261 176H262V175H261ZM29 177H30V176H29ZM32 177H33V176H32ZM44 177H45V176H44ZM65 177H66V176H65ZM98 177H99V176H98ZM100 177H101V176H100ZM168 177H169V176H168ZM254 177H255V176H254ZM54 178H55V177H54ZM61 178H62V180H61ZM69 178H70V177H69ZM74 178H73V179H74ZM96 178H97V177H96ZM108 178H109V177H108ZM146 178H147V177H146ZM146 178H145V179H146ZM171 178H172V177H171ZM201 178H202V177H201ZM217 178H218V177H217ZM249 178H250V177H249ZM4 179H5V177H4ZM18 179H19V178H18ZM29 179H30V178H29ZM36 179H37V178H36ZM39 179H40V177H39ZM70 179H71V178H70ZM116 179H117V178H116ZM142 179H143V178H142ZM152 179H153V177H152ZM165 179H166V178H165ZM188 179H189V178H188ZM192 179H193V178H192ZM238 179H239V178H238ZM25 180H26V179H25ZM68 180H69V179H68ZM83 180H85V179H83ZM92 180H93V182H95L94 179H92ZM92 180H91V181H92ZM95 180H96V179H95ZM107 180H108V179H107ZM174 180H175V179H174ZM186 180H187V179H186ZM199 180H200V178H199ZM209 180H210V178H209ZM4 181H5V180H4ZM34 181H35V180H34ZM37 181H38V180H37ZM43 181H45V180H43ZM52 181H53V180H52ZM71 181H72V180H71ZM180 181H181V180H180ZM222 181H223V180H222ZM39 182H40V181H39ZM72 182H73V181H72ZM72 182H71V183H72ZM86 182H87V181H86ZM88 182H89V181H88ZM122 182H123V181H122ZM143 182H144V181H143ZM214 182H215V181H214ZM230 182H231V181H230ZM22 183H23V182H22ZM32 183H33V182H32ZM32 183H31V184H32ZM43 183H44V182H43ZM49 183H51V182H49ZM49 183H47V184H49ZM152 183H153V181H152ZM215 183H216V182H215ZM262 183H263V182H262ZM26 184H27V183H26ZM26 184H25V185H26ZM37 184H38V183H37ZM89 184H90V183H89ZM141 184H142V183H141ZM155 184H156V183H155ZM178 184H179V183H178ZM207 184H208V183H207ZM0 185H1V184H0ZM4 185H5V184H4ZM9 185H10V184H9ZM9 185H8V186H9ZM14 185H15V184H14ZM19 185H20V184H19ZM32 185H33V184H32ZM128 185H129V184H128ZM148 185H149V184H148ZM180 185H181V184H180ZM5 186H6V185H5ZM10 186H11V185H10ZM35 186H36V184H35ZM42 186H43V185H42ZM48 186H49V185H48ZM99 186H100V185H99ZM139 186H140V185H139ZM146 186H147V185H146ZM178 186H179V185H178ZM185 186H186V185H184V187H185ZM190 186H191V185H190ZM219 186H220V185H219ZM50 187H51V186H50ZM50 187H48L47 189L50 190ZM56 187H57V186H56ZM78 187H80V188H78ZM96 187H97V186H96ZM118 187H120V185H119ZM118 187H117V188H118ZM259 187H260V190H262V189L264 188V185L261 184V183H259ZM4 188H5V187H4ZM7 188H8V187H7ZM27 188H28V187H27ZM34 188H35V187H34ZM40 188H41V187H40ZM53 188H54V186H53ZM58 188H59V187H58ZM60 188H61V187H60ZM122 188H123V187H122ZM146 188H148V187H146ZM152 188H153V187H152ZM174 188H175V187H174ZM179 188H180V187H179ZM16 189H17V188H16ZM30 189H31V188H30ZM65 189L67 190L68 193H67L66 191H65V193L63 192V190H65ZM102 189H103V188H102ZM118 189H119V188H118ZM140 189H141V188H140ZM161 189H162V188H161ZM0 190H1V189H0ZM28 190H29V189H28ZM121 190H122V189H121ZM155 190H156V189H155ZM50 191H51V190H50ZM50 191H47V193H46V194L48 195L49 198H50V193H49ZM191 191H192V190H191ZM18 192H20V191H18ZM30 192H31V191H30ZM37 192H38V191H37ZM162 192H163V191H162ZM162 192H161V193H162ZM168 192H169V191H168ZM214 192H215V191H214ZM51 193L53 194V192H51ZM103 193H104V192H103ZM155 193H156V192H155ZM159 193H160V192H159ZM163 193H164V192H163ZM174 193H175V192H174ZM189 193H190V192H189ZM212 193H213V192H212ZM10 194H11V193H10ZM52 194H51V195H52ZM54 194H56V193H54ZM101 194H102V193H101ZM168 194H169V193H168ZM168 194H167V195H168ZM184 194H185V193H183V195H184ZM2 195H3V194H2ZM152 195H153V194H152ZM164 195H165V194H164ZM186 195L188 196L187 193H186ZM212 195H213V194H212ZM84 196H85V195H84ZM181 196H182V194H181ZM184 196H185V195H184ZM184 196H182L181 199H183ZM189 196H190V195H189ZM206 196H207V195H206ZM31 197H32V196H31ZM80 197H81V195H80ZM107 197H108V195H107ZM170 197H172V196H170ZM6 198H7V197H6ZM49 198H47V199H49ZM98 198H99V197H98ZM101 198L103 199V197H101ZM118 198H119V197H118ZM164 198H166V197H164ZM177 198H178V197H177ZM30 199H31V198H30ZM38 199H42V198H38ZM112 199H113V197H112ZM168 199H169V198H168ZM225 199H226V198H225ZM263 199H264V198H263ZM34 200H35V199H34ZM50 200H51V199H50ZM56 200H57V199H56ZM108 200H109V199H108ZM163 200H164V199H163ZM163 200H162V201H163ZM173 200H175V199H173ZM40 201H41V200H40ZM43 201L45 202L46 200H43ZM99 201H100V200H99ZM165 201H166V200H165ZM165 201H164V202H165ZM176 201H177V200H176ZM191 201H193V200H191ZM36 202H37V201H36ZM52 202H53V201H52ZM65 202H64V207H65V205H66ZM76 202H77V203H76ZM101 202H102V201H101ZM220 202H221V201H220ZM263 202H264V200H263ZM41 203H42V202H41ZM106 203H107V202H106ZM157 203H158V202H157ZM197 203H198V202H196V205H197ZM28 204H29V203H28ZM46 204H47V203H46ZM61 204H62V202H61ZM190 204H191V203H190ZM193 204H194V203H193ZM9 205H10V204H9ZM99 205H100V204H99ZM164 205H165V204H164ZM181 205H182V204H181ZM188 205H189V204H188ZM30 206H31V205H30ZM33 206H34V205H33ZM40 206H41V205H40ZM43 206H44V203H43ZM103 206H104V205H103ZM193 206H194V205H193ZM185 207H186V205H185ZM188 207H190V206H188ZM188 207H187V208H188ZM21 208H22V207H21ZM58 208H59V207H58ZM96 208L98 209V207H96ZM102 208H103V207H102ZM236 208H237V207H236ZM13 209H14V208H13ZM15 209H16V208H15ZM17 209H18V208H17ZM22 209H23V208H22ZM82 209H84V210H82ZM192 209H193V208H192ZM18 210H19V209H18ZM42 210H44V209H42ZM100 210H101V209H100ZM100 210H99V211H100ZM184 210H185V209H184ZM187 210H188V209H187ZM45 211H46V210H45ZM93 211H94V210H93ZM93 211H92V212H93ZM189 211H190V210H189ZM189 211H188V212H189ZM18 212H19V211H18ZM59 212L61 213L62 211L59 210ZM96 212H97V211H96ZM261 212H263V211H261ZM20 213H21V212H20ZM39 213H40V212H39ZM43 213H44V211H42V216H43ZM87 213H85V216H86V217H87ZM263 213H264V212H263ZM16 214H17V213H16ZM36 214H37V213H36ZM62 214H63V212H62ZM88 214H89V213H88ZM161 214H162V213H161ZM175 214H176V213H175ZM74 215H75V217H74ZM234 215H235V214H234ZM252 215H253V214H252ZM257 215H258V213H257ZM44 216H45V215H44ZM81 216H82V215H81ZM83 216H84V214H83ZM155 216H157V215H155ZM158 216H159V215H158ZM158 216H157V217H158ZM183 216H184V215H183ZM34 217H35V216H34ZM39 217H40V216H39ZM88 217H89V216H88ZM176 217H177V216H176ZM254 217H255V216H254ZM11 218H12V217H11ZM145 218H146V217H145ZM145 218H144V220H145ZM191 218H192V217H191ZM248 218H249V216H248ZM29 219H30V218H29ZM50 219H51V218H50ZM84 219H85V218H84ZM181 219H183V218H181ZM185 219H186V218H185ZM187 219H188V217H187ZM189 219H190V218H189ZM189 219H188V220H189ZM27 220H28V219H27ZM30 220H31V219H30ZM178 220H179V219H178ZM194 220H195V219H194ZM248 220H249V219H248ZM69 221H68V222H69ZM78 221H79V220H78ZM85 221H86V220H85ZM139 221H140V218H137L136 221H135V220H134V221L132 220L131 223H129V222L126 223V227H125V229L123 230V232H115V233H112V234L110 235V238H109V237H108V238L105 237V239H102V241L105 242V243H109L111 246H113V242H114V246H117L119 243H120L121 246H122L125 242H126V244H128L131 240H135L134 238H132V234H130L131 232H133V231L131 230V227L134 225V222H139ZM179 221L181 222V220H179ZM75 222H76V221H75ZM161 222L163 223V222H164V219H160V220H158V219H156L155 217H152V225H151V224H142V223H140L139 226L141 227V230L136 231V232L138 233V234L136 235V238H137V239H141V238H143V237H141V233L144 232V234H145V232H147V230H144L146 226H147V227H151V228H153V227L158 228V227H159L160 229H163V227H164L165 225H164V224L160 225ZM167 222H168V221H167ZM167 222H166V223H167ZM186 222H187V221H186ZM235 222H236V221H235ZM26 223H27V222H26ZM28 223H29V222H28ZM113 223H114V222H113ZM248 223H249V222H248ZM36 224H38V223H36ZM110 224H111V223H110ZM235 224H236V223H235ZM13 225H14V224H13ZM41 225H42V224H41ZM111 225H112V224H111ZM163 225H164V226H163ZM168 225H170V224H168ZM16 226H17V225H16ZM25 226H26V225H25ZM236 226H237V225H236ZM248 226L250 227V225H248ZM28 227H30V224H29ZM43 227H44V228H43ZM43 227H42V228H39V231H38L39 233H40V230H41V229H45L47 226L44 225ZM59 227H60V226H59ZM168 227H170V226H168ZM22 228H23V227H22ZM24 228H25V227H24ZM47 228H49V227H47ZM179 228H180V226H179ZM190 228H191V227H190ZM27 229H28V228H27ZM31 229L34 230L33 228H30V230H31ZM51 229H52V228H51ZM160 229H157L158 231L154 233V236L151 235V236L146 237V238H150V237H154V238H155V237H157V236L159 237V235L162 233V231H161ZM181 229H182V228H181ZM230 229H231V228H230ZM53 230H54V229H53ZM26 231H27V230H26ZM45 231H47V230H45ZM49 231H50V228H49ZM49 231H48V232H49ZM61 231H62V230H61ZM153 231H154V230H153ZM192 231H193V230H192ZM243 231H244V230H243ZM15 232H16V231H15ZM27 232H28V231H27ZM27 232H26V233H27ZM34 232H35V231H34ZM51 232H52V231H51ZM54 232H55V231H54ZM58 232L60 233L59 230H58ZM148 232H149V230H148ZM28 233H29V232H28ZM42 233H43V232H42ZM56 233H57V231H56ZM62 233L64 234L63 231H62ZM62 233H61V234H62ZM19 234H20V233H19ZM30 234H31V233H29V237L31 236ZM63 234H62V235H63ZM150 234H151V233H149V235H150ZM13 235H14V234H13ZM15 235H16V234H15ZM15 235H14V236H15ZM27 235H28V234H27ZM33 235H34V234H33ZM104 235H105V234H104ZM146 235H147V234H146ZM176 235H177V234H176ZM192 235H193V234H192ZM38 236H39V235H38ZM101 236H102V235H101ZM107 236H108V235H107ZM16 237H17V236H16ZM31 237H32V236H31ZM102 237H103V236H102ZM158 237H157V238H158ZM162 237H163V235H162ZM179 237H180V236H179ZM204 237H205V236H204ZM26 238H28V237H26ZM33 238H34V237H33ZM33 238H30V239L33 240ZM36 238H37V236H36ZM146 238H144V239H146ZM159 238H161V236H160ZM159 238H158V239H159ZM195 238H196V237H195ZM200 238H201V237H200ZM100 239H101V238H100ZM144 239H143V240H144ZM191 239H192V238H191ZM148 240H149V239H148ZM155 240H156V239H155ZM192 240H193V239H192ZM196 240H198V238H197V239H194L195 242H196ZM203 240H204V239H203ZM205 240H206V239H205ZM121 241H122V242H121ZM118 242H119V243H118ZM127 242H128V243H127ZM135 242H136V240H135ZM139 242H140V240H139ZM204 242H205V241H204ZM116 243H117V244H116ZM136 243H137V242H136ZM206 243H207V242H206ZM28 244H29V243H28ZM84 244H85V243H80V241H79L78 243H76L75 246H73V248H72L71 251H76L78 248H81ZM100 244H101V243H100ZM131 244L134 245V243H132V242H131ZM194 244H195V243H194ZM204 244H205V243H204ZM204 244L201 245V248L203 247ZM35 245H36V244H35ZM107 245H108V244H107ZM128 245H129V244H128ZM157 245H158V244H157ZM197 245H198V244H197ZM221 245H222V244H217V243H216L217 249H218ZM129 246H130V245H129ZM194 246H195V245H194ZM223 246H224V244H223ZM75 247H76V248H75ZM97 247H98V246H97ZM104 247H105V246H104ZM119 247H120V245H119ZM126 247H127V246H126ZM197 247H199V245H198ZM205 247H206V246H205ZM221 247H222V246H221ZM90 248H92V246H91ZM98 248H99V247H98ZM107 248H108V247H107ZM110 248H112V247H109V249H110ZM117 248H118V247H117ZM201 248H200V249H201ZM223 248H224V247H223ZM114 249H115V248H114ZM196 249H197V248H196ZM198 249H199V248H198ZM198 249H197V251H198ZM202 249H203V248H202ZM217 249L214 250V251H212V255H211V256H214V259H215V256H216L215 253L217 252ZM127 250H128V249H127ZM184 250H185V249H184ZM78 251H79V250H78ZM95 251H96V250H95ZM98 251H99V250H98ZM140 251H141V250H140ZM52 252H53V251H52ZM96 252H97V251H96ZM116 252H117V251H116ZM145 252H146V251H145ZM160 252H161V251H160ZM162 252H163V251H162ZM185 252H186V251H185ZM201 252H202V251H201ZM238 252H239V251H238ZM42 253H43V252H42ZM199 253H200V250H199ZM205 253H206V252H205ZM19 254H20V253H19ZM141 254H142V253H141ZM148 254H149V253H148ZM150 254H151V253H150ZM200 254H201V253H200ZM225 254H226V253H225ZM43 255H44V254H43ZM135 255H136V254H135ZM161 255H162V254H161ZM165 255H166V254H165ZM205 255H206V254H205ZM72 256H73V255H72ZM84 256L86 257V255H84ZM90 256H91V255H90ZM45 257H46V256H45ZM75 257H76V254H75L74 258H71V259H68V258H67L66 261H64L65 263H62V264H73L74 262H76V259H78V258L81 257V256H79V257H77V258H75ZM127 257H128V256H127ZM132 257H133V256H132ZM181 257H182V256H181ZM200 257H201V256H200ZM202 257H203V259H204V256H202ZM136 258H137V257H136ZM142 258H143V257H142ZM162 258H163V257H162ZM205 258H206V257H205ZM53 259H55V258H53ZM124 259H125V258H123V260H124ZM126 259H127V258H126ZM126 259H125L124 261L122 260V261H123V264H137V263H138V262L136 263V259L131 258V261H129V259L126 261ZM145 259H146V258H144V260H143L142 262L139 261L138 264H156V262H157V260H155V258H154V259H151V260H147V259H146V261H145ZM195 259H197V260L195 261V263L190 262L189 264H192V263H193V264H203V261H202L199 257H197V258L195 257ZM216 259H218V258H216ZM46 260H47V262H46L45 264H52V261L50 260V257H49V256H48V259H46ZM79 260H80V259H79ZM191 260H192V259H191ZM164 261H165V259H164ZM185 261H188V262H189V258L186 257ZM192 261H193V260H192ZM207 261H208V260H207ZM207 261H206V262H207ZM213 261H215V260H213ZM160 262H161V261H158V264H160ZM169 262H170V261H169ZM182 262H183V261H182ZM204 262H205V260H204ZM36 263H37V262H36ZM54 263H55V262H54ZM54 263H53V264H54ZM77 263H78V261H77ZM170 263H171V262H170ZM175 263H176V262H175ZM179 263H180V262H179ZM221 263H222V262H221ZM56 264H57V263H56ZM165 264H169V263H167V261H166ZM184 264H185V263H184ZM205 264H206V263H205Z\"/></svg>",
  "mask_w": 264,
  "mask_h": 264
},
{
  "label": "snow or ice",
  "instance_id": "snow-or-ice-1",
  "mask_svg": "<svg viewBox=\"0 0 264 264\" xmlns=\"http://www.w3.org/2000/svg\"><path fill=\"white\" fill-rule=\"evenodd\" d=\"M151 2H152V3H159L160 5H165V4L168 3V0H151ZM111 3H112V4H115V0H111ZM109 10H110V9H109ZM170 10H171V9H169V11H170ZM216 31H217V27L213 26V27L210 28V33H211L212 35L216 34ZM190 43L192 44L193 47L195 46V42H194V41H190ZM153 47H155V45H153ZM249 71L251 72L252 70L249 69ZM231 79H232V81H233L232 87L235 88V77L233 76V77H231ZM192 91H195V88H193ZM245 91H247V89H245ZM205 99H208L207 94H205ZM237 99H239V97H237ZM212 103L214 104V103H216V101L213 100ZM233 103H235V101H233ZM249 115H251V113H249ZM183 123L186 124V123H187V120L183 121ZM29 127H30V126H29ZM203 128H204V125H203V124H200V129L203 130ZM133 130H134L135 132H139V131H140V129L137 128V127L135 126V122H133ZM33 131H34V129H33ZM219 132H220V128L217 126V127L213 130V135H215L216 133H219ZM149 135H151V133H149ZM174 135L176 136V139H174L173 141H169L170 144H171V143H176V142H178L179 135H178V134H174ZM159 139H160L161 141H163V140H164V136L161 135V136L159 137ZM153 142H155V141H153ZM209 143H210V141H209ZM225 147H227V145H225ZM213 151H216L215 147H213ZM51 154H52V156H55V154H56V153H55V150H52V151H51ZM89 160H91V157H89ZM222 162H223V161H221V163H222ZM165 163H168V161H165ZM248 163H251V157H248ZM247 166H248V165L245 164V167H247ZM161 171H162V169H161ZM89 183H91V181H89ZM153 183L155 184L156 181L153 180ZM259 191H260V187H259V185H257V186H256V189H255V192L253 193V195H255V194H256L257 192H259ZM189 195H192V193H189ZM185 202H186V201H185ZM203 203H204V201L201 200V201H200L201 206H203ZM157 207H160V206L157 205ZM160 210H161V211H164L163 208H160ZM225 213H226V214L222 213V219H223V220H231L232 217H233V212H232V210H231L230 208H227V209H225ZM20 214L23 215V213H20ZM184 215H185V218H187V213H185ZM196 215L199 216L200 213L197 212ZM168 218H169V219L171 218V213H168ZM221 222H222L221 219H217V220H216V224H220ZM243 230H244V232H245V234H246L247 231H248V226H247V225H244V229H243ZM41 231H43V229H41ZM261 244H264V240H261ZM206 251L209 253V255H207L206 258H207V260L209 261V264H211V261H212V256L210 255V253H211V251H212L211 246H208V248H207ZM232 255L234 256L235 253H232ZM230 259H231V257H230ZM5 264H7V261H5ZM29 264H34V262H33V261H30Z\"/></svg>",
  "mask_w": 264,
  "mask_h": 264
},
{
  "label": "water",
  "instance_id": "water-1",
  "mask_svg": "<svg viewBox=\"0 0 264 264\" xmlns=\"http://www.w3.org/2000/svg\"><path fill=\"white\" fill-rule=\"evenodd\" d=\"M235 2L241 7L264 13V0H235ZM0 264H5V261L0 259Z\"/></svg>",
  "mask_w": 264,
  "mask_h": 264
}]
</instances>
